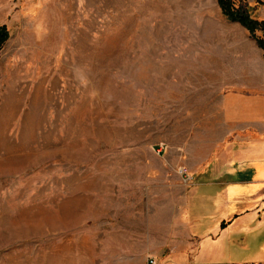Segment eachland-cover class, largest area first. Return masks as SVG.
Returning <instances> with one entry per match:
<instances>
[{
  "label": "rangeland",
  "instance_id": "obj_1",
  "mask_svg": "<svg viewBox=\"0 0 264 264\" xmlns=\"http://www.w3.org/2000/svg\"><path fill=\"white\" fill-rule=\"evenodd\" d=\"M2 24L0 264H143L262 137L225 107L264 108L263 51L217 0H0Z\"/></svg>",
  "mask_w": 264,
  "mask_h": 264
},
{
  "label": "crops",
  "instance_id": "obj_2",
  "mask_svg": "<svg viewBox=\"0 0 264 264\" xmlns=\"http://www.w3.org/2000/svg\"><path fill=\"white\" fill-rule=\"evenodd\" d=\"M261 109L253 99L241 102L228 96L225 113L230 118L260 116L264 125ZM261 134L240 147L215 179L192 187L182 206L178 235L163 251L148 247L143 264H264V131Z\"/></svg>",
  "mask_w": 264,
  "mask_h": 264
},
{
  "label": "trees",
  "instance_id": "obj_3",
  "mask_svg": "<svg viewBox=\"0 0 264 264\" xmlns=\"http://www.w3.org/2000/svg\"><path fill=\"white\" fill-rule=\"evenodd\" d=\"M222 13L231 21L238 22L245 27L256 39L258 46L264 51V38L257 36V30L264 31V20L252 17L249 12L236 6L234 0H217ZM10 38V30L6 24L0 25V55L4 45ZM264 55V54H263Z\"/></svg>",
  "mask_w": 264,
  "mask_h": 264
},
{
  "label": "built area",
  "instance_id": "obj_4",
  "mask_svg": "<svg viewBox=\"0 0 264 264\" xmlns=\"http://www.w3.org/2000/svg\"><path fill=\"white\" fill-rule=\"evenodd\" d=\"M184 172H186L187 170L186 169H183Z\"/></svg>",
  "mask_w": 264,
  "mask_h": 264
}]
</instances>
